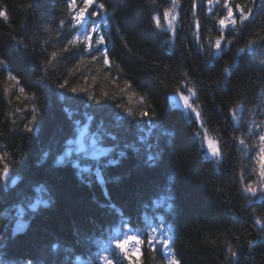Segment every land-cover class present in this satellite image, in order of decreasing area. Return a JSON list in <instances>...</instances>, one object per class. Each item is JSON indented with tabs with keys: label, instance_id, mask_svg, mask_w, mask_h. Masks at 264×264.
I'll list each match as a JSON object with an SVG mask.
<instances>
[{
	"label": "trees",
	"instance_id": "obj_1",
	"mask_svg": "<svg viewBox=\"0 0 264 264\" xmlns=\"http://www.w3.org/2000/svg\"><path fill=\"white\" fill-rule=\"evenodd\" d=\"M106 2L114 19L107 27L101 25V34L108 39L111 66H104L102 59L91 61L86 57L81 71L73 77L67 70L80 59L81 53L79 48L62 51L71 31L66 0H0L9 14V22L0 20V51L8 55L10 67L19 74L27 93L38 97L43 113L39 134L10 131L12 124L6 115L20 107L22 112L12 117L19 120L21 115H27L25 105L29 102L17 101L16 90L10 89L6 94V73H0V145L4 146L0 151L15 154L16 159L21 154L24 156L21 166L13 165L22 179L14 190L3 194L0 213L4 209L12 211L13 205L24 207L26 202L18 193L36 198L47 195L33 192L39 185L45 186L54 200L50 207L39 210L26 234H20L19 239L13 237L15 242L6 244L0 258L8 264H22L28 257H35L42 264H103L98 257L110 239L116 237L123 216L134 227L133 234L151 233L156 228L173 236L182 264H232L226 252L228 243L240 245L238 264H264V235L258 231V225L253 227L256 216L264 217V201L255 198L254 203H248L238 173L242 167L247 168L249 157L232 150L236 143L232 139L234 135H245L251 144L247 127L254 119L264 120V47L257 46L254 53L238 54L239 48L245 47L249 40L264 37V9L258 8L239 33L229 29V38L234 36V43L209 63L211 56L201 54L193 42L191 0H181L182 22L172 43L166 28L156 29L151 23L154 7L155 12H162L171 7V0H156L155 6L150 0ZM216 11L220 12L221 8L218 6ZM198 16L202 37L214 39L215 21L206 15L205 5H200ZM61 19L65 20V29L58 27ZM14 39H23L27 48L17 51ZM53 51L58 57L54 67L49 68L47 81H43L40 77ZM224 67L229 68L230 74L223 72ZM105 73L109 74L107 80ZM64 77L70 85H83L87 78L90 90L97 95L102 90L117 92L113 82L122 85L124 80H131V91L138 96L146 95L161 125L175 133L172 143L161 141L164 151L158 167L142 166L149 145L152 151L157 150L155 136L139 145V156L130 153L119 166L104 168L94 163L93 168H102V181L97 180L94 172H88L81 174L84 177L81 182L77 169L69 164L57 165L62 148L76 134L65 108L82 124L87 123L85 113L92 115L94 121L89 125L92 131L101 118L110 124L120 112L119 108H100L84 95L74 96L58 89L56 84ZM181 80L195 87L198 95L192 99L202 110L210 135L223 142L227 158L219 169L206 146L201 148L200 139L195 136L199 125L192 123L186 110L171 99L173 95L179 96L177 89L187 94ZM122 102L127 103V97ZM173 103L178 106L173 107ZM238 105L243 107V112L238 114L237 121H232L229 109ZM132 106L141 108L136 98ZM138 124L140 121L125 123L127 132L112 129L122 137L121 147L124 139L136 138ZM112 143L105 140L103 146L110 148ZM45 151L49 156L40 163ZM7 159L12 163L11 155ZM84 164L81 162V166ZM245 176L248 177V171ZM251 179L255 180L256 176L252 175ZM4 223L7 221L0 219V224ZM237 236L239 241L235 239ZM248 239L255 241L251 249L244 246ZM54 244L59 245L55 250ZM138 255L141 264H167L164 254L159 250L154 252L147 244L141 246Z\"/></svg>",
	"mask_w": 264,
	"mask_h": 264
},
{
	"label": "snow or ice",
	"instance_id": "obj_2",
	"mask_svg": "<svg viewBox=\"0 0 264 264\" xmlns=\"http://www.w3.org/2000/svg\"><path fill=\"white\" fill-rule=\"evenodd\" d=\"M150 2L153 6L156 5V0H150ZM201 4L205 5L206 15L215 21L214 26L217 29V35L214 39L202 37L201 35L202 25L198 16V9ZM218 6L221 8L220 12L216 11ZM65 8L70 17L68 24L71 31L68 32L70 38L67 39L62 51L68 52L73 48H79L81 53L80 59L77 60L73 67L67 70L68 74L75 77L81 71L80 66L84 64L86 57H90L91 61L102 59L103 65L110 67V53L106 46L108 39L105 34H101L103 32L101 25L107 27L108 22L114 19V13L109 15L106 0H66ZM258 8L264 9V0H241V2H236V0H200V3L197 0H191L189 10L192 16L191 31L193 42L201 54L211 56L209 63L214 62L227 46L234 43L235 37L229 38L231 32L239 33L256 15ZM181 14V0H171V7L164 8L162 12H155L154 7L151 23L156 29L164 30L166 28L167 32L171 34L169 42L172 43L178 35L177 26L182 22ZM0 20L6 23L9 22L8 10L3 5H0ZM58 27L65 29V20L61 19ZM229 29L231 32L228 31ZM116 30L117 32L120 31L119 28ZM204 30L211 31V29ZM14 45L17 51L27 48L23 39H14ZM257 46L264 47V37H260L257 40H249L245 47L239 48L238 54L245 52L254 53ZM57 57L58 53L56 51L51 52L46 60V66L40 77L41 80L47 81L49 68L54 67V61ZM223 72L230 74L228 67H224ZM0 73H6L5 81L8 83V87L5 88V93L8 94L10 89L16 90L18 94L15 96V99L17 101L24 100L29 102L28 105H25L27 115H21L19 120L12 117L16 113L22 112L20 107L15 109V113L6 115V120H11L12 127L10 131L39 134L43 113L38 103V97L27 93L19 74L10 67L9 57L3 51H0ZM185 76H187V73H185ZM108 78L109 74L105 73L104 79L107 80ZM84 79L85 83L83 85H70L69 79L64 77L62 81L57 82L56 87L74 96L84 95L89 102L100 106V108H119L120 112L115 114L114 122L110 124L106 123L104 118H101L96 123L95 130L92 131L89 128V125L94 121L92 115L85 113L87 123L82 124L80 119H74V114L68 108H65L64 111L72 121L73 129L78 135L75 139L66 142L68 146L65 148L63 155L57 158L56 164H69L71 168L77 169L76 174L80 177L81 182H84V177L81 174L88 172H94L97 180L102 181L101 167L93 168L91 165L81 166L80 159L83 153L88 152V157L96 165H102L104 168L119 166L130 153L139 156L141 152L139 145L145 144L151 137L155 136L157 150L152 151V145H149L146 158L142 160V166L148 169L158 167L163 158L164 151L160 147V143L161 141H165L168 144L172 143L175 133L161 125L158 113L147 102V96H138L136 92L131 91L133 88L131 80H124L122 85L113 82L117 92L110 93L109 91L102 90L97 95L94 91L90 90L91 86L87 84V78ZM92 79L95 81V77ZM227 80L228 75L225 76V80L223 81L224 86L227 85ZM180 83L184 85L187 94L177 89L176 92L179 95V100L183 102V108L186 110L189 120L199 125V128L195 131V136L200 139L201 148L206 146L207 151L211 154V158L214 159L219 169L221 162L227 158L223 142L220 138L210 135L202 110L192 99L198 95L195 87L189 86L187 80H181ZM125 97H127V103L122 102ZM134 98L141 105L140 109L132 106ZM171 99L175 102L176 95H173ZM109 101H115V103L109 104ZM177 106V104L173 103V107ZM242 112V106L233 107L229 109V118L232 121H237L238 114ZM135 121H140L135 133L136 138L131 141L124 139L123 146L121 147L122 137L112 129H123L124 132H127L128 129L124 128V124ZM246 134L252 140V143H249L245 135H234L232 139L236 143L233 144L232 150L240 153L241 156L249 157L247 168L242 167L238 173V177L241 190L247 194L248 203L252 204L255 202V198L264 201V120H252L251 126L246 129ZM86 138L88 139L87 146L85 145ZM105 140L112 141V147H104L103 142ZM3 147V145H0V149ZM10 155L12 163H9L7 159ZM48 156V151L43 152L40 163L46 161ZM23 163L24 156L22 154L19 159H16L15 154L0 151V165H2L0 166V203L3 202V194L14 190L22 179L20 173L14 171L13 165L21 166ZM246 171H248L247 178L245 176ZM252 175L256 176L255 180L251 179ZM117 179L119 178L117 177ZM36 191L42 194L47 193V195L36 198L34 196L29 197L23 192L18 193L22 201L26 202L24 207L21 208L13 205L12 211L4 209L0 213V219L7 221V223L0 224V253L4 252L6 244L10 245L15 242L13 237L19 239L20 234L27 233L31 227V220L39 214V210L47 209L54 203L51 193L45 186L39 185L34 187L33 192L35 193ZM169 208H172V204H169ZM257 225L259 226L258 231L261 235H264V217L256 216L254 218L253 227ZM125 229L127 231H124ZM134 231L135 229L130 222L121 216L120 226L116 229L117 235L111 238L108 246L102 249L98 257L99 260L103 264H123L124 261H127L128 264H141L138 254L141 252V246L147 244L154 252L161 251L167 260V264H182L174 248L173 236L169 235L160 238L155 234L157 232L156 228H152L151 233L133 234ZM235 239L239 241L240 237L237 236ZM254 243V240L248 239L244 246L251 249ZM157 245L160 246L159 249ZM58 247L59 245L57 244L52 245L53 250ZM239 247L240 245H233L231 243L226 245V252L231 258L232 264H238L237 258L239 252L237 249ZM0 264H8V262L0 258ZM22 264H42V262H39L35 257H28L23 259Z\"/></svg>",
	"mask_w": 264,
	"mask_h": 264
},
{
	"label": "rangeland",
	"instance_id": "obj_3",
	"mask_svg": "<svg viewBox=\"0 0 264 264\" xmlns=\"http://www.w3.org/2000/svg\"><path fill=\"white\" fill-rule=\"evenodd\" d=\"M176 103L179 104L182 108H183V102L179 100V96H176ZM184 109V108H183ZM78 135V133L76 132L75 134V137ZM75 137L73 139H75ZM88 144V139L86 138L85 139V145L87 146ZM68 145L66 144L62 149V155H63V152L65 150V148L67 147ZM73 147H75V145H73ZM88 151H90V149H88ZM207 153L209 154V156L211 157V154L207 151ZM73 159H75V157H73ZM103 159V158H102ZM84 161V165L83 166H88V165H91L93 166V164L95 163L90 157H88V152H85L82 154V158L80 159V163ZM91 173V172H89ZM165 236H160V238H164Z\"/></svg>",
	"mask_w": 264,
	"mask_h": 264
}]
</instances>
